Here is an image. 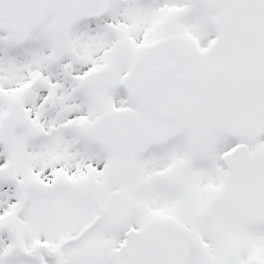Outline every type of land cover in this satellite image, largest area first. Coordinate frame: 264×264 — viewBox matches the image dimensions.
<instances>
[{
    "label": "snow or ice",
    "instance_id": "6c2138e0",
    "mask_svg": "<svg viewBox=\"0 0 264 264\" xmlns=\"http://www.w3.org/2000/svg\"><path fill=\"white\" fill-rule=\"evenodd\" d=\"M0 264H264V0H0Z\"/></svg>",
    "mask_w": 264,
    "mask_h": 264
}]
</instances>
